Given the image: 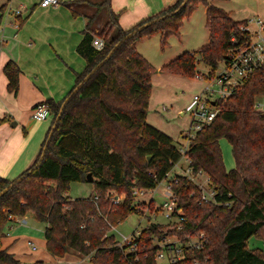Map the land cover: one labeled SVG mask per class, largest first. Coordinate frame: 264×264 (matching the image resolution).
Returning <instances> with one entry per match:
<instances>
[{
  "label": "trees",
  "instance_id": "trees-1",
  "mask_svg": "<svg viewBox=\"0 0 264 264\" xmlns=\"http://www.w3.org/2000/svg\"><path fill=\"white\" fill-rule=\"evenodd\" d=\"M182 1L176 0L128 29L118 24L110 0L92 4L96 13L88 17L76 46L86 65L82 72L75 73L73 87L126 34L144 22L157 20L122 41L70 96L42 159L55 115L73 87L61 101L46 99L40 103L48 106L52 116L36 158L15 178L0 176V191L12 183L0 196V264H22L1 248V238L9 223L7 215L23 216L27 212L44 223L45 250L57 258L72 253L90 255V264H158V243L166 237L176 236L183 243L186 235L203 232L202 248L182 246L181 259L165 264H264V253L247 247L252 236L264 240V112L255 107V97L264 94V64L243 79L231 95L216 99L215 118L196 132L183 153L170 136L145 120L154 68L135 47L143 36L159 32L165 45L169 35L179 33L183 18L203 4L208 41L198 50H185L161 66L164 72L193 77L200 72L195 71L198 58L209 67L208 74H213L220 61L250 38L242 29L247 19L233 20L207 0H186L171 13ZM102 9L106 20L96 31L91 25ZM3 10L4 5L0 6ZM23 22L20 19L18 26ZM94 37L102 38V48L92 44ZM3 71L8 91L16 92L20 73L17 64L9 60ZM4 120L0 118V123ZM222 138L231 146L235 166L230 170L222 160ZM182 156L188 159L192 175L200 170L209 178L208 183L215 188L213 201L204 202L199 187L188 176H168ZM88 173L93 178V193L70 197L69 184L88 182ZM163 179L171 185L176 205L182 210V228H175L176 221L170 224L173 228L150 223L136 236L135 251H129L118 244L111 230L128 214L141 213L139 206L155 209L154 200L136 203L133 191L155 188ZM111 190L125 195L121 203L111 202Z\"/></svg>",
  "mask_w": 264,
  "mask_h": 264
},
{
  "label": "crops",
  "instance_id": "crops-1",
  "mask_svg": "<svg viewBox=\"0 0 264 264\" xmlns=\"http://www.w3.org/2000/svg\"><path fill=\"white\" fill-rule=\"evenodd\" d=\"M9 1L0 5H4L1 15H6L0 28V118H5L0 123V176L13 179L34 161L51 125V119L49 121L33 119L32 109L46 99L61 101L73 87L75 73L82 72L85 68V60L76 52V46L82 39V31L88 17L96 13V7L92 4L101 0H62L61 5L47 7H41L39 1L33 4V7L31 3L24 5L23 2H19L23 11L31 8L22 19L24 23L21 26H18L17 22L22 17L21 13L19 15L14 13V19H9V14L13 11L12 6L8 5ZM175 1L110 0V6L117 14L120 27L128 29ZM103 10L97 12L92 22L91 27L96 31L94 25L98 22L97 19L105 18L103 24L106 20ZM203 10L205 14V7ZM135 47L144 53L142 40H138ZM175 55L177 56L178 53L173 54L174 57ZM173 56L165 58L162 63ZM9 60L15 62L20 70L16 92L8 91V79L3 71ZM259 104L264 106V103ZM28 216L35 219L29 212L24 216L26 223ZM13 223L17 222H9L10 225L4 228L6 232L1 238V248H6L22 264H33L35 261L46 264L58 259L45 250L44 223L41 222L43 224L42 253H30L28 256L21 254L22 243H19L20 238L16 234L19 227H15L18 225L14 226ZM26 223H22L21 226H25ZM26 243L31 251H37L38 246L33 240L26 239ZM60 258L66 261L78 258L87 261L90 255L79 256L70 253Z\"/></svg>",
  "mask_w": 264,
  "mask_h": 264
},
{
  "label": "rangeland",
  "instance_id": "rangeland-1",
  "mask_svg": "<svg viewBox=\"0 0 264 264\" xmlns=\"http://www.w3.org/2000/svg\"><path fill=\"white\" fill-rule=\"evenodd\" d=\"M6 1L7 0H0V5ZM38 1L39 0H25V3L23 0H12L9 1L10 4L8 5L12 6L11 10L13 11H15L16 9L20 10L22 15L21 19H24L25 15L29 13L31 8H28V11H23V8L19 2H23L24 5L31 3V7H33V4H36ZM207 1L226 11L233 20L238 21L259 17L264 21V0ZM203 9L204 5L198 4L188 16L184 17L179 28V33L169 35L165 45L161 44L160 33L154 32L152 34L143 36L140 39L142 40V46H144V53L141 49L138 50V48L136 47L137 51L144 58H146L154 68V72L151 77V91L149 95L148 106L146 109L145 120L149 125L170 136L172 140L178 144V146L179 144H185L184 138L182 136L186 134L190 123V112L186 110L185 107L189 103L190 98L193 94L201 93L204 90L207 83V76L204 74V78H196L193 76L167 73L161 70V66L163 65L162 62H164L165 58L173 56V54L175 53L180 54L185 50H198L207 42L208 30L205 26V14ZM13 11L10 12L9 19H14L15 15ZM1 12L2 11H0V15ZM103 12L105 13V10H103ZM5 18V14L3 16L1 15L0 28L2 27L1 22ZM104 19H97L98 22H95L94 26L97 31L102 28L101 26ZM172 58H174V56ZM170 60L168 59V61ZM168 61H166L165 63H167ZM159 64L162 65L159 66ZM222 64V61H220L216 71L222 69ZM196 70L200 71V73H207L209 72V67L203 64L198 58L195 71ZM213 74H216V72H213ZM211 75L212 74H210V76ZM255 102L264 103V94L256 96ZM257 109L264 112V106ZM49 119H51V117H49L47 121H49ZM219 145L221 149L222 160L226 170L234 168L235 162L231 153V146L224 138L220 139ZM176 174L189 175L190 177H192L197 186L201 185L203 188H205L206 191L215 190V188L210 185V183H207V181H205L204 174L201 176H194L190 174L189 161L185 156H182L181 159L169 171V177H172ZM166 184L167 180L164 179L157 185L156 191L152 193L156 206L155 209H147V207L140 208L139 206L140 211H142L141 213L128 214L124 221L112 228L111 231L118 240L121 239L122 235L127 237L134 236L137 230L143 229L150 223H158L166 228L170 227L171 221L169 222V220L165 217V209L160 208L165 200V197L163 196V189L166 187ZM91 192H93V186L89 182H72L69 184V188L67 191L68 195L72 198L89 196ZM112 194H117L120 196L124 195L123 193L119 194L114 190L110 191V197L112 196ZM147 196H142L138 199H135L136 203H147ZM28 213L29 212H27L23 216L18 217H24ZM21 224L22 223L19 224L18 222L14 224V226L18 225L15 227H19L16 234L20 238L19 243H22L21 246L23 249L21 251V254L28 256L30 255V253H42L43 224L35 220L33 217L31 218V216H28L25 226H21ZM9 225L10 224H7V226ZM26 239H31L37 244V251L30 250V248L28 247L29 245H27L26 243ZM247 247L259 249L264 253V240L256 236H252L247 241ZM166 262V258L157 259L158 264H165Z\"/></svg>",
  "mask_w": 264,
  "mask_h": 264
},
{
  "label": "built area",
  "instance_id": "built-area-1",
  "mask_svg": "<svg viewBox=\"0 0 264 264\" xmlns=\"http://www.w3.org/2000/svg\"><path fill=\"white\" fill-rule=\"evenodd\" d=\"M61 3L62 0H39L38 4L41 7H47L56 6ZM13 12L16 15L21 13L20 10L17 9ZM242 29L249 33V40L244 46L239 47L234 51L232 50L228 56L222 60L223 64L221 70L216 71V68L214 71L216 74H212L211 76L208 72H196L194 75L196 78H204L205 74L207 76V83L201 93H195L191 96L189 103L185 107V109L190 112V123L186 134L182 136L185 144H179V149L182 153L186 150L188 143L195 136L196 132L215 118L218 111L215 106L216 99L231 95L235 87L242 84L243 79L249 76L254 69L264 64V21L259 17L247 19V23L242 27ZM233 39L234 38H232V40ZM92 44L96 48L100 49L103 47V40L100 37H94ZM255 107L261 108L262 106L255 102ZM51 116L52 113L46 104H36L32 109V118L37 121L46 120ZM190 174H192L191 171ZM201 175H203V173L199 170L195 176ZM186 176L192 179L189 175ZM205 181H207V183L209 182V178L206 175ZM156 187L152 189H134L133 193L135 199L148 195L147 203H149L151 200H154L152 193L156 191ZM198 187L201 192V199L204 202L213 201L215 190L206 191L201 185H198ZM163 196L165 197V200L160 208L165 209V217L169 220V222L176 221L175 228L180 230L182 228L181 222L184 220V216L181 208H178L176 205V195L168 182L166 187L163 189ZM124 197L125 195L120 196L112 194L110 200L113 204H119L123 201ZM96 198L97 197L94 196V200ZM7 219L10 222L16 221L18 223H26L25 217H18L12 214H8ZM139 233L140 230H137L134 236L127 237L122 235L118 244L120 246H127L129 251H135V246L137 244L135 239ZM204 243L205 236L203 232H199L194 235H186L183 243H181L176 236H169L166 237L164 241L158 243L160 250L156 254L155 258H166L167 262H175L182 257V246L191 249H200L203 247ZM32 248L35 249L34 246H32ZM89 259L84 261L83 259L78 258L73 261H66L58 258L46 264H90ZM134 261H138V257H135Z\"/></svg>",
  "mask_w": 264,
  "mask_h": 264
},
{
  "label": "water",
  "instance_id": "water-1",
  "mask_svg": "<svg viewBox=\"0 0 264 264\" xmlns=\"http://www.w3.org/2000/svg\"><path fill=\"white\" fill-rule=\"evenodd\" d=\"M185 1L186 0H183L182 1V3L175 9V10H173L171 13H175L176 11H178L183 5H184V3H185ZM160 18H164V16H161ZM155 20H157V19H153V20H149V21H147V22H144V23H142L141 25H139L135 30H133L132 32H129L128 34H126L121 40H119L111 49H110V51L107 53V55L104 57V59L103 60H101L89 73H87L84 77H83V79L75 86V87H73V89L70 91V93H69V95L67 96V97H65L64 99H63V101H62V103H61V105H60V107H59V110H58V112H57V114L55 115V118H54V123L51 125V129H50V131H49V133H48V136H47V138H46V142H45V145L43 146V148H42V152H41V155H40V159H42L43 158V156H44V153H45V150H46V145H47V143H48V141H49V138H50V136H51V134H52V132H53V129L55 128V124H56V122L59 120V118H60V115H61V112H62V110H63V108H64V106H65V104L67 103V101H68V99L70 98V96H72L74 93H76L77 91H78V89L81 87V85L83 84V82L85 81V80H87V78L94 72V70H96L106 59H108L110 56H111V54L114 52V50L121 44V42L122 41H124L125 39H127V38H129L133 33H136L137 31H141L142 29H144L145 27H147L148 25H150L152 22H154ZM21 179V177H18L17 178V180H20ZM87 180H88V182H91V180H92V177H91V174L90 173H88L87 174ZM12 185V183L11 184H9L8 186H6L5 188H3L1 191H0V196L2 195V194H4L6 191H7V189L10 187Z\"/></svg>",
  "mask_w": 264,
  "mask_h": 264
}]
</instances>
